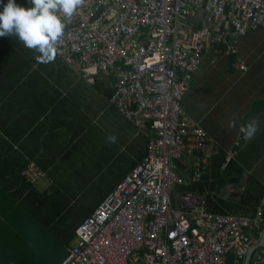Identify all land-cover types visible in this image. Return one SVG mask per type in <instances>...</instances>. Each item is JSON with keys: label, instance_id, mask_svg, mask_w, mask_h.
Instances as JSON below:
<instances>
[{"label": "built area", "instance_id": "2783aa9c", "mask_svg": "<svg viewBox=\"0 0 264 264\" xmlns=\"http://www.w3.org/2000/svg\"><path fill=\"white\" fill-rule=\"evenodd\" d=\"M191 11H203L198 29L188 26ZM63 22L54 53L83 77L112 74L110 102L151 134L145 156L78 224L59 264H243L264 225V192L252 216L211 213L202 195L176 192L216 153L180 102L213 43L212 24L235 36L264 27V0H79ZM37 173L31 164L23 172ZM248 264H264V251Z\"/></svg>", "mask_w": 264, "mask_h": 264}, {"label": "crops", "instance_id": "0c3cea01", "mask_svg": "<svg viewBox=\"0 0 264 264\" xmlns=\"http://www.w3.org/2000/svg\"><path fill=\"white\" fill-rule=\"evenodd\" d=\"M202 12L189 13V27H201ZM212 29L213 43L206 44L182 110L212 139L216 153L209 157V174L235 164L227 171L221 195L227 212L222 214L252 216L255 210L231 207L225 200L237 201L249 179L264 186V27L241 38L225 22L213 23ZM37 55L14 35L0 37V189L10 199L0 198V211L6 213L27 192L39 203L51 204L60 194H70L71 204L80 195L91 198L85 204L98 203L148 150L151 129L136 127L109 100L112 74L83 77L56 53L49 61H38ZM242 128L246 134L241 135ZM229 150L234 155L223 167ZM30 164L38 171L33 179L23 174ZM10 218L15 220L14 212ZM0 219L8 224L1 213Z\"/></svg>", "mask_w": 264, "mask_h": 264}, {"label": "trees", "instance_id": "16d2710c", "mask_svg": "<svg viewBox=\"0 0 264 264\" xmlns=\"http://www.w3.org/2000/svg\"><path fill=\"white\" fill-rule=\"evenodd\" d=\"M20 2L23 3L24 0H20ZM250 31L253 30H249L247 33ZM219 47L224 48L221 45ZM191 174L192 171L188 175L191 176ZM221 174L222 172L211 176L209 170L206 169L200 178L191 176L187 182L177 184L176 192L198 193L203 196L208 211L225 213L227 211L221 204L223 193L219 189L224 187L226 182L223 178L224 174L222 176ZM23 191L25 190L23 189ZM212 191H214L213 194ZM263 192L264 186L252 185L249 179L240 193V198L229 203L228 206L255 210ZM0 198L2 201L10 200L6 191L2 189H0ZM86 199L91 198L88 195H80L75 197L71 204L70 197L60 194L51 204L45 199L39 203L33 201L31 192L24 193V196L17 200L14 199V209L11 208L13 211H8V213L0 211L5 218L4 221L8 222L7 225L0 224V253H3L0 259L15 253L22 255L26 260L33 258V263L25 264H59L66 256V247L70 245L75 236V228L92 213L99 203L92 199L90 205L85 204ZM240 201H244L245 204L241 205ZM39 204L41 207L38 209ZM44 204L50 206L45 211L42 208ZM13 212L15 220L10 218V214ZM29 249H31L30 253ZM23 258L21 259L23 260ZM15 262L18 260L13 257H8L3 262L0 260V264H17Z\"/></svg>", "mask_w": 264, "mask_h": 264}, {"label": "clouds", "instance_id": "9594fccd", "mask_svg": "<svg viewBox=\"0 0 264 264\" xmlns=\"http://www.w3.org/2000/svg\"><path fill=\"white\" fill-rule=\"evenodd\" d=\"M78 4L79 0H0V37L14 35L39 53L38 61H49L64 32V19L71 17ZM263 229L264 225L260 233Z\"/></svg>", "mask_w": 264, "mask_h": 264}, {"label": "rangeland", "instance_id": "374dc122", "mask_svg": "<svg viewBox=\"0 0 264 264\" xmlns=\"http://www.w3.org/2000/svg\"><path fill=\"white\" fill-rule=\"evenodd\" d=\"M239 38H241V36L239 37ZM203 55V54H202ZM201 58L203 59V56H201ZM217 58H220V55L219 54H217ZM216 58V59H217ZM202 59H201V61H202ZM223 59V58H222ZM201 63V62H200ZM200 65H198V67H199ZM198 67H197V69H198ZM214 72H215V69H214ZM191 85V84H190ZM210 87V83H208V85H207V88H209ZM181 106H182V108H183V101L181 100ZM185 113H187L186 111H185ZM188 114V113H187ZM244 134V132L242 131V134L241 135H243ZM139 139H142V135L140 136V137H138V140ZM242 140H244L243 138H241L240 137V139H239V141H242ZM235 164H231L226 170H223L222 171V174H221V176L223 175V178H224V180H225V182H227V180H228V178H229V176H228V173H227V171H230L231 169H232V167L234 166ZM226 166V165H225ZM224 166V167H225ZM177 187V186H176ZM222 193L223 192H225V186L224 187H222V188H220L219 189ZM214 193V191H212V194ZM227 194H225V196H226ZM68 196H71L70 194H67L66 195V197H68ZM226 201V203L227 204H229V200L228 199H226L225 200ZM240 204L241 205H244L245 203H244V201H240ZM50 206H48V204H44L43 206H42V208H43V211H45L47 208H49ZM247 210V209H246ZM28 252L30 253L31 252V249H29L28 250ZM1 255H3V253H0V256ZM10 258V257H13V258H16L17 260H18V262H15V263H17V264H25V263H33V261H32V259L33 258H31V259H28V260H26V259H24L23 258V256L22 255H20V254H13V255H6V257L5 258H3V259H0L1 260V262H3L5 259H7V258ZM21 258H23V260L21 259Z\"/></svg>", "mask_w": 264, "mask_h": 264}, {"label": "water", "instance_id": "95a60500", "mask_svg": "<svg viewBox=\"0 0 264 264\" xmlns=\"http://www.w3.org/2000/svg\"><path fill=\"white\" fill-rule=\"evenodd\" d=\"M258 247H263L264 248V229L262 230V233L260 235V238L259 240L257 241V243H254L250 249L248 250L245 258H244V261H243V264H248L249 263V260L252 256V253L254 252L255 249H257Z\"/></svg>", "mask_w": 264, "mask_h": 264}, {"label": "bare ground", "instance_id": "6f19581e", "mask_svg": "<svg viewBox=\"0 0 264 264\" xmlns=\"http://www.w3.org/2000/svg\"><path fill=\"white\" fill-rule=\"evenodd\" d=\"M218 43V42H217ZM224 47V46H223ZM215 48V47H214ZM237 53V52H236ZM229 64V63H228ZM248 65V64H247ZM229 70V69H228ZM110 77V76H109ZM98 83H100V82H98ZM109 88V87H108ZM105 89V88H104ZM106 90V89H105ZM104 92V91H103ZM106 92V91H105ZM108 92V91H107ZM110 93V92H109ZM103 94V93H102ZM111 94V93H110ZM260 100V99H259ZM1 142V141H0ZM221 143V142H220ZM234 147H235V145H234ZM3 155V154H2ZM136 164V163H135ZM201 193V192H200Z\"/></svg>", "mask_w": 264, "mask_h": 264}]
</instances>
